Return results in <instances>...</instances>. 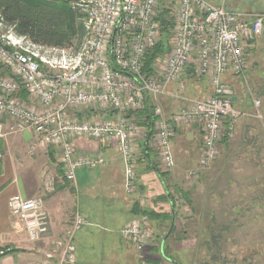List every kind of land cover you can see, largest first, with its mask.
Returning a JSON list of instances; mask_svg holds the SVG:
<instances>
[{
    "label": "built area",
    "instance_id": "2783aa9c",
    "mask_svg": "<svg viewBox=\"0 0 264 264\" xmlns=\"http://www.w3.org/2000/svg\"><path fill=\"white\" fill-rule=\"evenodd\" d=\"M73 2V8L83 14V37L77 45L35 44L12 29L4 31L0 19V140L31 132L29 155L36 149L53 148L69 183L76 184L79 170H94L106 163L98 150L77 152L75 141L88 139L114 146L123 164L124 192H135L138 142L147 135L132 114L144 108L147 98L154 117L148 146L156 147L158 169L163 173L174 168L171 141L178 128H199L201 163L206 166L218 154L223 130L231 131L242 116L261 119L258 100H251L252 114L235 108L226 79L246 80V51L264 33V13L229 10L211 0ZM173 3L175 12L166 19L164 29L161 9ZM166 34L165 54L155 60L150 73L143 72L145 55ZM188 73L206 80L210 89L206 97L184 95ZM22 91L26 100L20 97ZM159 98L183 105L167 116ZM93 111L103 116L90 118L88 113ZM7 207L29 242L46 237L50 221L41 198L14 195ZM141 221L133 220L120 231L122 238L137 247L151 235L146 221ZM84 224L77 212L70 229L55 243L60 250L57 264H77L73 237Z\"/></svg>",
    "mask_w": 264,
    "mask_h": 264
},
{
    "label": "rangeland",
    "instance_id": "374dc122",
    "mask_svg": "<svg viewBox=\"0 0 264 264\" xmlns=\"http://www.w3.org/2000/svg\"><path fill=\"white\" fill-rule=\"evenodd\" d=\"M66 1L70 6L73 5L74 0ZM211 1L223 4L229 10L264 13V0ZM168 9L167 18H172L174 3ZM168 40L169 34H166L163 43L167 45ZM246 61V80L230 77L226 82L237 98L235 108L251 113V100H258L261 119L242 116L233 124L231 131L223 130L218 143V154L206 166L201 163L202 140L197 137L188 141L177 138L174 142L177 153L173 154L177 164L174 160V168L166 173L164 182L175 203V230L169 235L166 244L174 241L178 245L194 248L185 253L183 264H198L199 259V264H264V33L247 49ZM189 74L185 77L184 95L190 99L206 97L210 91L206 80ZM157 102L164 107L165 99L160 98ZM134 123L144 128L135 118ZM225 125L226 122L223 126ZM184 129L187 127L179 131L184 133ZM144 142L141 140L138 144L140 150ZM155 148H151L152 159L158 165ZM181 148L189 150L187 156ZM177 165L180 166V171H177L179 182L175 184L169 175L176 170ZM179 192L187 193L188 202ZM167 212L169 214L170 210L167 209ZM76 213L77 211L73 213L68 229ZM130 222L131 220L125 225ZM169 223V220L164 221L161 237L156 239V245H159L163 233L167 232ZM149 225L151 227L152 223ZM211 238L218 241L212 245ZM151 245L152 240L149 238L142 247L136 246L140 264H155L148 254V247ZM57 249L60 257V250ZM168 254L179 261L173 251L168 250ZM212 254L215 255L214 261L210 259Z\"/></svg>",
    "mask_w": 264,
    "mask_h": 264
},
{
    "label": "crops",
    "instance_id": "0c3cea01",
    "mask_svg": "<svg viewBox=\"0 0 264 264\" xmlns=\"http://www.w3.org/2000/svg\"><path fill=\"white\" fill-rule=\"evenodd\" d=\"M161 99H165L164 105L162 104L164 107H160L164 108L167 116L180 106L173 99ZM236 99L234 97V102ZM99 115H102L99 111L88 113L90 118ZM2 122L5 126L8 125L6 119ZM186 127L184 133L181 131L183 127L178 128L171 144L176 164L173 153L177 151L174 144L177 138L188 141L197 137L201 140L197 126ZM32 139V133L27 131L10 134L0 140V264H57L59 251L55 243L68 230L75 211L85 219L83 228L75 236L77 264H140L137 249L120 236L121 229L132 219L138 207L148 209L152 218L157 217L155 215L159 217L151 222L154 237L152 245L148 247L149 256L159 259L155 254V241L157 237H161L163 228L158 227V222L161 223V214L168 213L170 205L168 199L161 198L165 191L164 183L154 172L146 170L138 162L139 157L137 189L135 194L128 195L123 189V164L113 145L88 139L75 141L78 153L98 150L106 157V163L94 170H79L74 185L63 179L58 156L53 148L36 149L29 155L27 149ZM181 149L187 156L189 150ZM177 171H180L179 165L169 175L175 184L179 182ZM14 195H20L24 199H42L50 221L48 234L42 240L29 242L24 231L10 217L7 202ZM169 242L168 250L176 253L183 264L185 253L194 248ZM153 263L172 264L164 259Z\"/></svg>",
    "mask_w": 264,
    "mask_h": 264
},
{
    "label": "trees",
    "instance_id": "16d2710c",
    "mask_svg": "<svg viewBox=\"0 0 264 264\" xmlns=\"http://www.w3.org/2000/svg\"><path fill=\"white\" fill-rule=\"evenodd\" d=\"M168 13L169 9H161L160 19L164 25V29L168 24L166 22ZM82 18L83 14L80 13L77 9H74L72 6H70L69 2L66 0H0V19L2 21L4 31L12 29V31L16 35L25 36L29 38L33 43L39 45L49 47H67L72 44H79L83 37ZM165 52L166 49L163 45V42H159L149 52H147L144 57L143 72L150 73L152 71V65L155 60L159 56L165 54ZM1 70L2 69L0 68V71ZM20 97L25 100L27 99V95L23 91L20 93ZM132 117L135 118L139 122V124H141L145 128L147 135L151 130V126L154 121L152 101L147 98L144 108L141 111L133 113ZM144 146L145 144L142 145L138 162H141L146 170L154 173L156 172L155 174L159 175L162 182L164 183L165 190L163 197L161 198H163L164 200L168 199L170 205L169 214H161V223L158 222V227L162 228L163 226H161V224H163L164 221L169 220L170 222L167 232L164 233L159 245L157 244L155 248V254H157L159 259H155L153 257H150V259H152L153 262L164 259L172 264H181L179 261H177L175 258H172L168 254V245L166 244L169 235L172 234L175 230V227L173 225L175 222V203L174 199L169 193L170 190L167 188L164 182L166 173L161 172L158 169V165L153 162L152 149L148 146L147 152H145ZM146 155L149 158L150 162L147 161ZM137 184L138 183H136V189ZM135 192L133 194H135ZM180 194L188 202L187 193L181 192ZM133 215L134 216L132 217L131 221L142 220L148 222L151 234L150 239L153 240V227H150L149 223H151L153 220L159 219L158 215H155L157 217L152 218V213H150L148 209H140L139 207L136 209V211H134ZM82 228L83 226L80 228V230ZM76 233L73 237L74 253H76ZM121 239L123 238L121 237ZM217 241L218 240L215 241V238H211L210 240L212 245H214ZM126 243L136 248L133 243L129 241H126ZM142 255H144V253H142ZM214 256L215 255L212 254V257H210V259L213 261L215 260ZM197 261L198 264L201 262L200 259Z\"/></svg>",
    "mask_w": 264,
    "mask_h": 264
},
{
    "label": "water",
    "instance_id": "95a60500",
    "mask_svg": "<svg viewBox=\"0 0 264 264\" xmlns=\"http://www.w3.org/2000/svg\"><path fill=\"white\" fill-rule=\"evenodd\" d=\"M233 101H234V99H233ZM150 134H151V130L148 132L147 137H146V140H145V146H144L145 152H147L148 141H149ZM146 158H147V161L150 162V161H149V158L147 157V155H146ZM155 173H156V172H155ZM156 175L159 177L158 174H156ZM159 179H160V181L162 182V180H161L160 177H159ZM162 184H163V182H162ZM163 185H164V184H163Z\"/></svg>",
    "mask_w": 264,
    "mask_h": 264
}]
</instances>
